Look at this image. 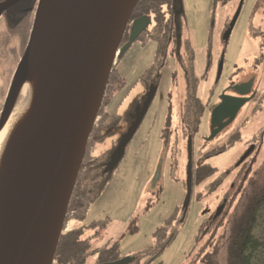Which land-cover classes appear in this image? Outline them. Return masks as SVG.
Instances as JSON below:
<instances>
[{"label":"rangeland","instance_id":"obj_1","mask_svg":"<svg viewBox=\"0 0 264 264\" xmlns=\"http://www.w3.org/2000/svg\"><path fill=\"white\" fill-rule=\"evenodd\" d=\"M239 1L229 0L225 4H216L214 0H175L182 15L180 29L177 34L175 33L174 40L170 42L165 61L159 70L160 77L155 95L137 130L126 145L122 158L110 171L105 188L87 208L83 223L87 224L88 228L83 237L89 238L90 251L117 243L120 257L134 256L152 248L157 229L170 223L171 227L178 228L176 236L149 264H191L195 262L202 245H211L210 251L217 245L216 243H218V256L223 259L224 238L221 237L227 230L228 224L224 223L228 216L224 215L218 221L215 220L222 228L216 230L217 226L213 231L210 229L204 236L198 238L199 230L204 227L203 213L205 210L213 211L221 204L224 197L229 198L235 194L241 188L242 179L250 171L249 167L257 169L264 161V135H262L263 144L248 158V163L242 165L246 168L240 171V175L238 170L242 168L241 165L232 168L249 147L247 141L250 138L255 139L261 127L264 128V98L260 103L262 106L260 110L251 115V109L257 99L248 101L230 124L212 139H208L212 132L210 108L220 96V87L230 82L237 85L248 79H254L255 85L260 84V88H264V65L262 67L264 45H261L263 37L260 33H264V0H243L229 39L224 42L222 38ZM3 21V18H0V36L4 37L6 34ZM152 23L151 21L150 26ZM253 32L258 34L254 36ZM186 39L190 41L194 73L199 79L197 94L208 105L198 130L191 139L184 136L181 121L185 99V76L184 67L178 56L185 57ZM156 48L155 39L149 38L144 42L136 39L116 59L117 69L124 77L125 85L111 96L105 106L107 112L123 115L133 97L142 93L140 77L154 61ZM0 53L1 111L22 53L18 52L16 57H10L2 51ZM222 57L221 75L216 80ZM258 61L261 62L256 67ZM217 81L218 88L212 95V88ZM168 114L174 130L169 133V141L164 142L162 134ZM247 117L249 118L246 120ZM126 127L127 122L121 121L116 129L117 134ZM236 131L240 133L239 141L206 160L217 168L215 175H225L224 181L208 196L200 200L193 197L183 223H177L175 214L178 207L182 206L186 195L183 180L186 179L189 151L191 150L195 160L204 151L208 150L211 153L225 145L229 136ZM117 134L107 137L103 142L95 143L93 154H98L109 147L111 139ZM231 185H234L232 191L229 190ZM201 187L196 186L194 192L200 191ZM77 223H79L77 220L70 219L68 226ZM129 229L132 231L130 232ZM98 258V253L92 252L86 257L85 264H100ZM144 262L145 258H142L139 263L128 264H147ZM248 264H264V209L258 216L253 232V248L249 250Z\"/></svg>","mask_w":264,"mask_h":264},{"label":"water","instance_id":"obj_2","mask_svg":"<svg viewBox=\"0 0 264 264\" xmlns=\"http://www.w3.org/2000/svg\"><path fill=\"white\" fill-rule=\"evenodd\" d=\"M20 0H0V17ZM139 0H38L26 46L15 68L3 107L2 126L14 95L24 80L33 55L56 2L66 10V30L50 71L44 92L35 139L26 147L12 171L5 201L0 208V264H52L67 214L69 201L84 159L88 139L102 105L113 64L147 30L150 19L140 16L130 28L127 42L120 46L132 12ZM243 0L223 32L225 42L241 10ZM219 61L217 78L222 71ZM252 80L234 85L237 95L222 92L211 115L212 139L230 124L244 104ZM153 94L119 141L106 163L112 170L122 158L126 145L145 115ZM190 148V146H189ZM250 145L235 166L250 156ZM192 154L186 171V195L182 219L192 196ZM225 199L214 218L223 210ZM135 256L120 257L101 264H128Z\"/></svg>","mask_w":264,"mask_h":264},{"label":"trees","instance_id":"obj_3","mask_svg":"<svg viewBox=\"0 0 264 264\" xmlns=\"http://www.w3.org/2000/svg\"><path fill=\"white\" fill-rule=\"evenodd\" d=\"M228 1L229 0H223L222 3H226ZM36 3L37 0H20L3 12L1 18L4 20L3 29L6 35L4 36L5 38L3 35L0 36V51L6 53V55L9 54L10 57H16L18 52L22 53L24 44L28 37ZM28 6H30V8H27ZM141 13L153 14L154 22L152 24V35L150 37L158 41L154 59L158 61V66H160L164 61L165 54L168 49L169 38L172 39L175 33L173 26L177 20L178 22L181 21V12L175 4V0H139L133 10L132 16H137ZM260 33L263 37V42L261 44L263 46L264 33ZM256 34L258 33L253 32L254 36H256ZM143 37V40H147L149 38L144 35ZM185 41L187 42L185 59L187 61L190 60L191 64L194 59L193 54H191V46H189L190 41L187 39ZM190 68L191 70L193 69L191 66ZM154 71L153 67L147 73L151 75L154 74ZM124 85L125 79L120 74L115 63L112 67L109 81L107 83L102 105L99 109L95 124L88 139L86 153L69 201L64 228L60 234L53 264H85L86 257L92 252L98 253V263L116 260L120 257L117 251V243H114L110 247L102 246L94 251H90L89 238L83 237L88 225L84 224L83 221L85 219L88 206L96 200L105 188V185L109 180V173L112 171H105V165L115 151L117 143L120 140V135L116 138H112L109 147L102 150L98 154H93V145L95 143L103 142L107 137H111L115 134L114 129L121 118L115 113L107 112L105 106L111 96ZM186 90L187 110L184 115V127L182 131L184 136L192 137L198 130L204 106L197 95L198 83L194 74H191V77L188 79ZM262 98L263 96H261L259 100L257 99L256 104L251 109V115L262 108L260 105L261 101H263ZM137 111L138 108L135 110V113ZM169 117L170 115L167 120L168 126L171 125ZM248 118L249 117H247L246 120ZM169 133L170 129L166 128L163 130L162 138L164 142L169 141ZM258 134L264 135L263 127H261ZM239 140L240 133L236 131L229 136L225 145H222L217 150H213V152H211H215L214 154H203L198 156L195 160L193 159V191L191 199L194 197L196 200H200L215 191L222 184L225 175H215L217 168L209 162H206V160L210 156L226 150ZM253 140L255 139L253 138ZM260 144H263L262 138ZM248 158L240 165L242 166L244 163H248ZM261 164L262 166L257 169L249 167L251 173L250 171L247 172L244 179H242L240 185L241 188L238 189L235 194L229 196V198L227 197V202L221 212L222 216H228L226 222L224 223L228 224V227L225 233L223 232L221 237L222 239L224 238L223 259L221 260L218 256V243H216L217 245H214L215 247H212L210 251L209 246L211 245L205 244V246L202 245V247H200L201 249H199L196 255L195 262L191 264H248L249 250L253 248V232L256 227L258 216L264 209V161H262ZM241 166L238 165V167ZM243 166L240 170H238L239 175L240 171L246 168H243ZM232 168H236V166L232 165ZM183 184L186 189V179L183 180ZM196 186L202 187L200 191L195 193L194 188ZM244 186H246L244 188L245 191L242 193L241 191ZM233 187L234 185L229 186V190L232 191ZM175 217L177 219V223H183L184 219H182V206L178 207ZM70 219H75L79 223L66 229L65 227ZM218 220L219 218L217 221ZM217 221L215 222V227L218 226L216 230L220 227ZM221 223L224 226L223 222ZM169 224L170 223L167 225L165 224L157 229L154 236V246L145 252L135 254L134 263H139L140 259L145 258L144 263L149 264L153 261V259L157 258L162 253L164 248L169 245L178 231L176 226L171 227ZM129 231L131 232L132 230L129 229ZM201 232L202 229L199 230L198 238L204 236V234L201 235Z\"/></svg>","mask_w":264,"mask_h":264},{"label":"bare ground","instance_id":"obj_4","mask_svg":"<svg viewBox=\"0 0 264 264\" xmlns=\"http://www.w3.org/2000/svg\"><path fill=\"white\" fill-rule=\"evenodd\" d=\"M67 13L60 2L52 7L30 66L0 127V208L17 159L35 139L44 92L66 30Z\"/></svg>","mask_w":264,"mask_h":264},{"label":"flooded vegetation","instance_id":"obj_5","mask_svg":"<svg viewBox=\"0 0 264 264\" xmlns=\"http://www.w3.org/2000/svg\"><path fill=\"white\" fill-rule=\"evenodd\" d=\"M223 2V0H214V3H221V4H225V3H222ZM27 8H30V6H28ZM132 15H133V13H132ZM131 15V17H130V20H129V23H128V26H127V28H126V30H125V32H124V35H123V38H122V41H121V44H120V46H122L125 42H127V40L129 39V35H130V28H131V25H132V23H133V21L135 20V19H137L138 17H140V16H147L152 22H154V17H153V14H148V13H141L140 15H137V16H132ZM150 21V22H151ZM153 24V23H152ZM151 24L149 23V25H148V28H147V30H145V31H143L136 39H140L142 42H144L145 40H143V35L144 36H146V37H149V38H152V37H150L151 35H152V33H151V29H149V28H152V26H150ZM179 26H180V22H178V20L176 21V23L174 24V30H175V33L177 34L178 33V31H179ZM175 33H174V36H175ZM171 36H172V34H171ZM174 36L172 37V39L171 38H169V43H168V47H169V44H170V42L172 41V40H174ZM148 38V39H149ZM135 39V40H136ZM147 39V40H148ZM152 39H154V38H152ZM156 42H158L157 40H156ZM190 43V42H189ZM186 45H187V42H186ZM190 46V45H189ZM157 49V48H156ZM169 49V48H168ZM168 49H167V51H168ZM167 51H166V54H167ZM23 52V51H22ZM172 52H174V49H172ZM156 54V53H155ZM166 54H165V57H166ZM178 60L182 63V65H183V67H184V76H185V99H184V103H183V110H182V113H181V121H182V126L184 127V115L186 114V104H187V101H186V98H187V90H186V87H187V81H188V79L191 77V74H194L195 75V73H194V66H193V62L190 64V60L189 61H187L186 59H185V57H183V55L182 56H178ZM164 61H165V58H164ZM164 61H163V63H164ZM163 63L160 65V66H158L159 65V63H158V61L157 60H155L154 59V61L152 62V64H151V66L149 67V68H147L144 72H143V74L141 75V77H140V83H141V85H142V87H143V91H142V93H139V94H137V95H135L134 97H133V99H132V101L129 103V105H128V107H127V109L125 110V112H124V114L123 115H120V114H117V116H119L121 119H120V121L118 122V124L116 125V128L114 129L115 130V134H117V132H116V129L119 127V125H120V122L121 121H125V122H127V127H126V129L125 130H123V131H120L118 134H117V136L116 137H118L119 135H120V140H121V138H122V136L125 134V132L127 131V129L130 127V125L132 124V122L134 121V119H135V117H136V115L138 114V112L141 110V108H142V106H143V104H144V102L146 101V98L148 97V95L150 94V93H152L153 94V96H152V99H153V97H154V95H155V91H156V89H157V83H158V81H159V77H160V74H159V70H160V68L163 66ZM260 64V62L258 61L257 62V64L255 65L256 67H258L259 66V64ZM263 65H264V55H263V57H262V67H263ZM190 66L193 68L192 70H191V68H190ZM117 67V66H116ZM154 67V74H148L147 72L150 70V69H152ZM146 73H147V75H146ZM196 76V75H195ZM196 78H197V83L199 82V79H198V77L196 76ZM250 79H248L247 81H243V82H241V83H245V82H248ZM252 80V84H251V87H250V90H249V92L247 93V94H245V96H247V95H251L252 93H253V96H252V98H251V100H253V99H258L259 100V98H261V96H263V98H264V88H260V84L257 86V85H255L254 84V79H251ZM218 81L217 82H215V86L212 88V90H213V94L212 95H214V90H217V88H218ZM241 83H239V84H241ZM235 85V83L234 82H230V83H228L227 85H225V86H223V87H220V89H219V94H221L222 92H224V93H226V94H231V95H237L238 93L234 90V88H233V86ZM198 95V94H197ZM199 97V96H198ZM217 97H218V94H217ZM200 98V97H199ZM152 99H151V101H152ZM201 100V99H200ZM250 100V101H251ZM220 101V98L218 97L217 98V101L216 102H214L213 103V106L210 108V110L216 105V103H218ZM201 102H202V104L204 105L203 106V113H204V110H205V108L208 106L206 103H204L202 100H201ZM151 103V102H150ZM150 105V104H149ZM149 107V106H148ZM137 108H138V111L135 113V110H137ZM148 109V108H147ZM170 114H168V116H169ZM202 116H203V114H202ZM144 117V116H143ZM170 118V117H169ZM202 118V117H201ZM143 119V118H142ZM167 120H168V117H167ZM167 120H166V124H165V126H164V129H166V128H168V129H170V131L173 129L174 130V128H172L171 127V125H167ZM170 121H171V119H170ZM183 127H182V130H183ZM224 127H226V126H224ZM224 127L222 128V130L224 129ZM163 129V130H164ZM194 136V135H193ZM262 135H260V137H261ZM115 137V138H116ZM187 137H189V139H191V136H187ZM259 137V135H258V133L255 135V140H253L252 141V139L250 138L248 141H247V143L248 144H250V145H254V148H253V151H252V153L250 154V155H252L255 151H257V149H259V147L261 146V138ZM260 138V139H259ZM119 140V141H120ZM162 140H163V138H162ZM119 141H118V143H119ZM258 142H259V146H258ZM118 143H117V145H118ZM249 145V146H250ZM117 147V146H116ZM223 151H225V150H223ZM223 151H220V152H223ZM219 152V153H220ZM203 154H205V155H211V153H209V151L208 150H206V151H204L203 153H202V155ZM106 166V165H105ZM226 200L225 201V204H226V202H227V197H224L222 200H221V202L220 203H222L223 202V200ZM207 210H205V212L203 213V225H204V227H203V229H202V232H201V235L202 234H206V232L208 231V230H210V229H212L211 231H213V228H215V220L216 219H218V218H220V217H222V214L220 213L216 218H214V212H215V209H213V211H207ZM205 230V231H204Z\"/></svg>","mask_w":264,"mask_h":264}]
</instances>
